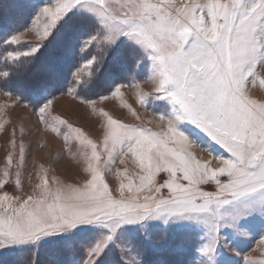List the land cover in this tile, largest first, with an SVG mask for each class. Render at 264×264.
Returning <instances> with one entry per match:
<instances>
[{
  "label": "snow or ice",
  "instance_id": "1",
  "mask_svg": "<svg viewBox=\"0 0 264 264\" xmlns=\"http://www.w3.org/2000/svg\"><path fill=\"white\" fill-rule=\"evenodd\" d=\"M33 8L39 9L36 20L47 21L42 42L8 51L13 63L68 36L78 40L82 53L95 46L104 53V63L108 53H119L120 70L101 80L104 65L94 55L61 68L65 94L95 105L119 97L121 88L150 80L154 95L139 93L138 102L148 110L150 101H166L170 111L153 109L166 123L162 132H153L100 110L105 119L97 143L68 121L50 116L47 86L31 95L24 106L33 108L66 145L74 140L81 147L80 162L88 178L79 185L54 177L49 182L45 171L35 185L38 193L34 190L26 198L0 194V255L31 248L37 255L34 264H41L45 255L54 257L51 264H148V250H181L173 246L168 227L158 242L154 240L149 229L163 224L197 233L190 264H256L247 257L232 262L217 254L222 243H239L242 237L258 235V243L264 244V102L248 95L258 69L264 67V0H47ZM17 39L12 34L3 43ZM129 61L137 69L135 75ZM149 67L150 74L141 77L140 69ZM11 75L10 70L0 72L5 78ZM259 83L264 85V80ZM81 89L99 91L96 99H89L80 95ZM0 91L15 96L5 107L25 101L23 90ZM122 107L135 116L129 106ZM46 115L56 124L50 126ZM183 125L195 132L185 131ZM196 133L224 149L229 158L215 155ZM12 144L15 147L14 140ZM195 148L211 159H198ZM128 156L139 167V183H121L117 198L105 176L117 160L123 164ZM214 160L219 167H212ZM23 162L21 144L17 188ZM12 166L9 153L0 188L9 182L7 169ZM161 173L167 175L159 180Z\"/></svg>",
  "mask_w": 264,
  "mask_h": 264
},
{
  "label": "rangeland",
  "instance_id": "2",
  "mask_svg": "<svg viewBox=\"0 0 264 264\" xmlns=\"http://www.w3.org/2000/svg\"><path fill=\"white\" fill-rule=\"evenodd\" d=\"M177 4L183 0H175ZM4 7L1 13L4 17L0 19V72L4 70L11 71L10 78L0 76V89H11L13 92L26 89L30 92H24L25 101L17 107H5L15 102V96L9 97L0 91V178H3V173L7 166V156L12 154L13 166L9 169L8 183L0 188V194L8 192L12 195H18L26 198L27 194H32L35 190V185L41 182V176L47 173L49 182L54 177L57 180L67 184H82L87 177L83 171V165L80 162L81 147L74 141L65 144L62 136L48 128L40 122V118L34 113L33 108L25 107L31 95H35L39 90L48 87L49 98L52 99V106L49 110L50 116L60 117L75 127L82 130L84 136L99 143L102 139V123L104 117L99 115L100 110L107 112L109 115L124 123L135 124L143 128H148L153 132H162L166 123L161 121L153 114V109L157 113L170 111V106L166 101H150L149 109L138 102V94L144 93L149 96L154 95V85L149 80L141 82L136 87L121 88L119 97L110 96L109 99L99 101L95 105H86L80 102L79 99L73 98L72 95L65 94V90L61 89L60 80L61 74L59 69H67L68 66L77 63L78 61L88 59L90 56H95L101 64L104 65L101 73V80H104L110 73L119 71V53H108L107 63H104V53L100 52L93 46L88 53H82L76 44L78 40L68 36L59 37L48 48L41 50L34 57H20L17 63H13L11 58H7L8 51H24L31 45H36L42 42L41 36L43 26L47 21L41 17L36 20L35 17L39 9L33 8V5L41 7L47 3V0H3ZM39 30L40 35L37 34ZM17 34L18 39L14 44H4L3 40L6 36ZM7 60V62H5ZM27 61V63H26ZM29 63V64H28ZM18 65H23L18 69ZM129 69L135 75L137 69L132 66L129 61ZM29 72L31 76H35L29 86L26 88L22 84L27 82L25 73ZM150 74V67L140 69V76L147 77ZM87 79V73H83ZM7 80V83L4 81ZM264 80V67H260L256 74V83L249 86L248 95L257 100L264 102V85L259 82ZM75 87V86H74ZM99 90L86 91L81 89L80 95L86 96L89 99H96V94ZM107 94V90H104ZM127 105L135 112V116L128 110ZM35 107V104H33ZM97 111L92 112V108ZM46 115L45 119L48 124L55 125L56 122ZM138 117V119H137ZM185 131L189 133L195 132L190 125H183ZM68 129L64 128L63 132L68 133ZM201 137L206 146L217 155L224 158H229V154L218 145L203 137V134L196 133ZM75 136V133H72ZM15 141L13 147L12 141ZM24 148V162L20 169V188L15 185V174L17 170L18 155L20 146ZM196 157L201 160H209L211 157L208 152H201L199 148L193 149ZM124 163H117L112 166V171L105 176L106 182L113 190V194L119 198V186L121 183L127 184L129 181L139 183L140 175L139 167L134 163L133 159L128 156L124 157ZM218 161H213L212 167H219ZM117 172L121 176H117ZM165 173H161L159 180L166 178ZM204 187V186H202ZM166 192V189H162ZM125 195L128 193L125 191ZM157 224L158 222H150ZM168 227L169 237L172 240L173 246H179L180 252L173 251H153L148 250L144 257L148 264H190L194 255L193 249L199 240V236L195 231L187 229L179 230L177 225L165 226L158 224V227L150 228L154 240L159 241L163 236V229ZM230 231V230H229ZM258 231V230H257ZM258 235L256 239L242 237L239 243L221 244L217 258H226L229 261H243L246 257L256 262V264H264V244L258 243ZM220 253L223 256H220ZM21 255L19 259L28 257L31 260H36V250L25 248L16 252L5 251L0 257L5 255ZM67 255V254H66ZM119 255V253H117ZM197 257L199 254H195ZM41 264H51L49 256H41ZM71 259V255H68ZM14 260L5 261L3 264H14Z\"/></svg>",
  "mask_w": 264,
  "mask_h": 264
},
{
  "label": "trees",
  "instance_id": "3",
  "mask_svg": "<svg viewBox=\"0 0 264 264\" xmlns=\"http://www.w3.org/2000/svg\"><path fill=\"white\" fill-rule=\"evenodd\" d=\"M2 1L3 0H0V19H2V17H4L3 15H2V11H1V9L4 7V3H2ZM26 63H27V61H26ZM29 64V63H28ZM23 67V65H18L17 66V68L18 69H21ZM10 70V69H9ZM25 77H27V82H28V84H26V83H24V84H22L23 85V87L24 88H26L27 86H29L30 85V83H32L31 81L34 79V75L33 76H31L30 75V73L29 72H26L25 73ZM24 90V92H30V90L29 91H27L26 89H23ZM20 256L21 255H16V254H12V255H5V256H2V257H0V264H3L5 261H8V260H14L15 261V263L14 264H34V262H35V260H31L30 258H28V257H23V258H21V259H19L20 258ZM47 256V255H46ZM49 256V259H52V258H54L53 256H51V255H48ZM42 257H40V259H41Z\"/></svg>",
  "mask_w": 264,
  "mask_h": 264
}]
</instances>
